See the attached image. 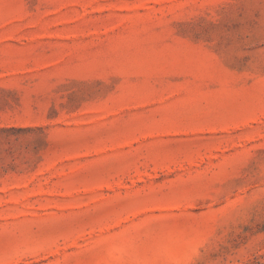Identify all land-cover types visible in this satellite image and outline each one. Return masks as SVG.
<instances>
[{"label": "rangeland", "instance_id": "374dc122", "mask_svg": "<svg viewBox=\"0 0 264 264\" xmlns=\"http://www.w3.org/2000/svg\"><path fill=\"white\" fill-rule=\"evenodd\" d=\"M0 264H264V0H0Z\"/></svg>", "mask_w": 264, "mask_h": 264}]
</instances>
